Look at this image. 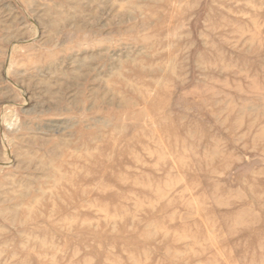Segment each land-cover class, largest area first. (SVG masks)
Segmentation results:
<instances>
[{
  "label": "rangeland",
  "instance_id": "obj_1",
  "mask_svg": "<svg viewBox=\"0 0 264 264\" xmlns=\"http://www.w3.org/2000/svg\"><path fill=\"white\" fill-rule=\"evenodd\" d=\"M0 264H264V0H0Z\"/></svg>",
  "mask_w": 264,
  "mask_h": 264
}]
</instances>
